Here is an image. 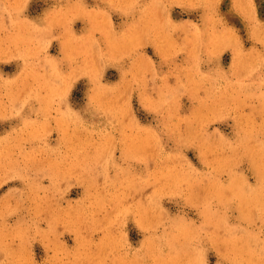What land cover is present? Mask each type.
<instances>
[{
  "label": "rangeland",
  "instance_id": "1",
  "mask_svg": "<svg viewBox=\"0 0 264 264\" xmlns=\"http://www.w3.org/2000/svg\"><path fill=\"white\" fill-rule=\"evenodd\" d=\"M0 264H264V0H0Z\"/></svg>",
  "mask_w": 264,
  "mask_h": 264
}]
</instances>
